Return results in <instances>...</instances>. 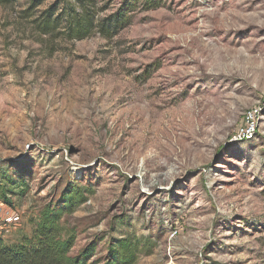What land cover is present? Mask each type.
I'll use <instances>...</instances> for the list:
<instances>
[{
    "label": "rangeland",
    "instance_id": "374dc122",
    "mask_svg": "<svg viewBox=\"0 0 264 264\" xmlns=\"http://www.w3.org/2000/svg\"><path fill=\"white\" fill-rule=\"evenodd\" d=\"M142 2L0 3V238L71 192L57 224L87 264L122 239L131 264H264V0ZM118 11L130 22L101 36Z\"/></svg>",
    "mask_w": 264,
    "mask_h": 264
},
{
    "label": "trees",
    "instance_id": "16d2710c",
    "mask_svg": "<svg viewBox=\"0 0 264 264\" xmlns=\"http://www.w3.org/2000/svg\"><path fill=\"white\" fill-rule=\"evenodd\" d=\"M8 0H0L3 3ZM146 9L154 8L156 0H143ZM132 4V3H130ZM84 12V11H83ZM75 14L66 23L70 34L78 39L85 37L92 27V19L84 13ZM130 15L118 11L109 16L97 20L96 27L103 37H110L120 28L130 22ZM51 14L45 18L44 32L49 31ZM73 20V21H72ZM18 182L25 183L22 179ZM2 197L3 194L1 193ZM4 197V196H3ZM74 193L69 192L62 198V207L47 204L39 211L38 221L32 231L31 237L23 238L22 242L7 245L0 238V264H87L92 248H86L78 254H68L74 242V235H60L58 221L61 218L62 209L71 207ZM138 245L130 240L122 239L116 247L109 251V259L104 264H131L135 260V252Z\"/></svg>",
    "mask_w": 264,
    "mask_h": 264
},
{
    "label": "built area",
    "instance_id": "2783aa9c",
    "mask_svg": "<svg viewBox=\"0 0 264 264\" xmlns=\"http://www.w3.org/2000/svg\"><path fill=\"white\" fill-rule=\"evenodd\" d=\"M257 115V109L252 108L250 110H248L246 112V114L244 115V120L242 125L239 127L238 132H237V136L238 138H248L254 130L255 127V117ZM3 204V203H2ZM0 204V206L2 205ZM7 208V207H6ZM9 213H13V211L10 212V208H7ZM7 216H6V210L4 208V210L0 209V230H2V226L6 225V221H7ZM176 233V231H171L170 235L174 236V234Z\"/></svg>",
    "mask_w": 264,
    "mask_h": 264
},
{
    "label": "bare ground",
    "instance_id": "6f19581e",
    "mask_svg": "<svg viewBox=\"0 0 264 264\" xmlns=\"http://www.w3.org/2000/svg\"><path fill=\"white\" fill-rule=\"evenodd\" d=\"M137 147H138V146H137ZM134 149H135V150L133 151V153L136 152V150H138V148H136V147H135ZM133 153H132V156H133Z\"/></svg>",
    "mask_w": 264,
    "mask_h": 264
}]
</instances>
